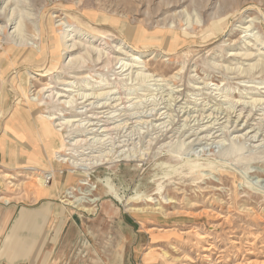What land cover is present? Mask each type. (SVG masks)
I'll list each match as a JSON object with an SVG mask.
<instances>
[{
    "label": "rangeland",
    "instance_id": "obj_1",
    "mask_svg": "<svg viewBox=\"0 0 264 264\" xmlns=\"http://www.w3.org/2000/svg\"><path fill=\"white\" fill-rule=\"evenodd\" d=\"M263 100L264 0H0V129L58 141L0 176L79 264H264Z\"/></svg>",
    "mask_w": 264,
    "mask_h": 264
},
{
    "label": "crops",
    "instance_id": "obj_2",
    "mask_svg": "<svg viewBox=\"0 0 264 264\" xmlns=\"http://www.w3.org/2000/svg\"><path fill=\"white\" fill-rule=\"evenodd\" d=\"M17 108L0 129V173L6 176L21 171L25 161L49 169L43 152L53 155L51 151L58 145L57 137L47 134L43 122L33 124L22 115L30 109ZM36 134L47 139L44 148ZM63 188L56 181L34 191L31 205L24 206L21 196H12L0 176V264H79L74 259L75 241L70 238L73 226L62 220L64 208L56 201Z\"/></svg>",
    "mask_w": 264,
    "mask_h": 264
},
{
    "label": "bare ground",
    "instance_id": "obj_3",
    "mask_svg": "<svg viewBox=\"0 0 264 264\" xmlns=\"http://www.w3.org/2000/svg\"><path fill=\"white\" fill-rule=\"evenodd\" d=\"M13 11V10H12ZM12 15H13V12L11 13ZM10 14V15H11ZM13 17V16H12ZM7 20H8V17H7ZM12 22V21H11ZM20 27H21V25H20ZM251 27V26H250ZM19 29V28H18ZM246 29H248V28H246ZM17 33V30H15V32H13L12 34H16ZM20 37V36H19ZM21 39V38H20ZM65 39V38H64ZM66 40V39H65ZM24 41V40H23ZM64 47H65V54L67 55L68 53H71L72 51H73V49L72 48H74L75 47V45L73 46V44L71 45V46H66V44H64ZM98 54H100L99 52H98ZM235 56V55H234ZM237 56V55H236ZM74 59V58H73ZM72 58L70 59V61H69V63L68 64H73L72 62L74 61ZM98 61V60H97ZM84 63V62H83ZM82 63V64H83ZM255 66V65H254ZM252 68V67H251ZM252 69H254V68H252ZM69 91V90H68ZM115 93V92H114ZM101 96V95H100ZM112 96V95H111ZM64 97V96H63ZM100 98V97H99ZM101 98H103V97H101ZM179 98V97H178ZM84 99H86L85 97H84ZM95 99V98H94ZM109 99V98H108ZM102 100V99H101ZM108 101V100H107ZM264 101V100H263ZM235 102H237V101H235ZM239 102V101H238ZM66 103V102H65ZM103 104V103H102ZM116 108V107H115ZM185 108V107H184ZM230 109V108H229ZM234 111V110H233ZM264 114V113H263ZM107 115V114H106ZM18 116V115H17ZM212 117V116H211ZM48 120H54V121H56L57 119L56 118H50V119H48ZM107 120V119H106ZM78 121V120H77ZM77 121H74V122H77ZM104 121V120H103ZM226 121V120H225ZM45 122V121H44ZM50 122V121H49ZM48 122V123H49ZM73 122V123H74ZM70 124V123H69ZM94 124V123H93ZM92 124V125H93ZM213 124V123H212ZM64 126V125H63ZM94 126V125H93ZM56 127H62V125H56ZM209 127H210V125H209ZM115 127H113V129H114ZM118 128H119V126H118ZM118 128H117V130H118ZM195 129V128H194ZM116 130V129H115ZM60 132L59 130H56V132ZM105 131H106V129H105ZM213 136V135H212ZM63 162H65V160H62ZM76 167H77V165H76ZM62 174H63V172H61ZM61 174V175H62ZM46 180L47 179H45V180H43V182L41 181V183H43L44 184V186L43 187H45V186H47V182H46ZM77 201H79V200H76V202ZM86 212H87V210H86ZM226 220V219H225ZM248 235V234H247Z\"/></svg>",
    "mask_w": 264,
    "mask_h": 264
},
{
    "label": "built area",
    "instance_id": "obj_4",
    "mask_svg": "<svg viewBox=\"0 0 264 264\" xmlns=\"http://www.w3.org/2000/svg\"><path fill=\"white\" fill-rule=\"evenodd\" d=\"M51 178H52V176H47L46 177V179H47L46 182L49 183V181L51 180Z\"/></svg>",
    "mask_w": 264,
    "mask_h": 264
}]
</instances>
